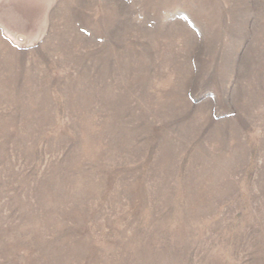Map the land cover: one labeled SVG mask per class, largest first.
<instances>
[{"label":"rangeland","instance_id":"rangeland-1","mask_svg":"<svg viewBox=\"0 0 264 264\" xmlns=\"http://www.w3.org/2000/svg\"><path fill=\"white\" fill-rule=\"evenodd\" d=\"M0 264H264V0H0Z\"/></svg>","mask_w":264,"mask_h":264}]
</instances>
